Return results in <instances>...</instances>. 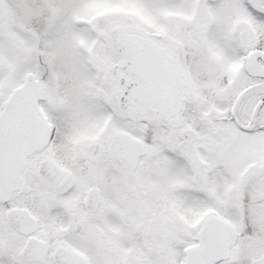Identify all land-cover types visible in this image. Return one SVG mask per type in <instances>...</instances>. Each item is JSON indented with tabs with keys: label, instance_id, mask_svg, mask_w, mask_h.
Wrapping results in <instances>:
<instances>
[{
	"label": "snow or ice",
	"instance_id": "obj_1",
	"mask_svg": "<svg viewBox=\"0 0 264 264\" xmlns=\"http://www.w3.org/2000/svg\"><path fill=\"white\" fill-rule=\"evenodd\" d=\"M0 264H264V0H0Z\"/></svg>",
	"mask_w": 264,
	"mask_h": 264
}]
</instances>
